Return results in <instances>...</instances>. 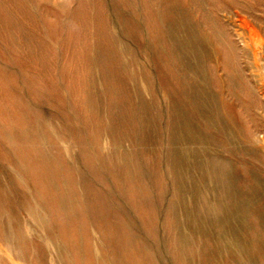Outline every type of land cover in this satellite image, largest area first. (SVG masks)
Here are the masks:
<instances>
[{"label":"rangeland","instance_id":"rangeland-1","mask_svg":"<svg viewBox=\"0 0 264 264\" xmlns=\"http://www.w3.org/2000/svg\"><path fill=\"white\" fill-rule=\"evenodd\" d=\"M0 264H264V0H0Z\"/></svg>","mask_w":264,"mask_h":264}]
</instances>
